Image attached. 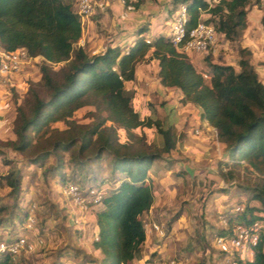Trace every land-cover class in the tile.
Listing matches in <instances>:
<instances>
[{
    "label": "trees",
    "instance_id": "1",
    "mask_svg": "<svg viewBox=\"0 0 264 264\" xmlns=\"http://www.w3.org/2000/svg\"><path fill=\"white\" fill-rule=\"evenodd\" d=\"M143 2L125 0L127 7L133 5L137 9ZM252 2L222 0L210 6L207 0H172L170 11L178 4H186L189 30L204 20L214 23L217 32L227 39L238 41L248 26ZM204 13L211 17L204 18ZM148 29L146 25L139 27L134 41L126 48L107 45L104 51L92 54L79 43L83 24L76 0H0V45L8 51L25 48L30 57H39L41 77L50 93L48 98H42L33 91L29 114L19 109L18 139L8 141L7 145L27 155L31 164L43 168L45 175L54 172L61 177L65 176L66 166L62 152L72 151L74 162L81 167L100 162L108 154L114 186L103 195V207L96 213L98 238L93 241L102 260L86 252L82 260L128 264L140 255L147 239L143 215L155 199L150 172L165 154L177 149L180 138L175 124L165 126L155 111L146 112L145 116L133 104V96L126 87L127 82L136 80L139 63L157 60L161 84L178 89L183 103H192L199 118L217 130V139L225 145L231 162L247 164L259 175V181L247 189L250 197L244 211L235 219L228 217V225L218 235L232 234L237 223L261 222L260 239L252 259L237 257L242 264H264V82L251 62L252 50L239 48L240 70L234 65L215 63L212 54H207L208 68L204 71L210 79H206L168 34H157L148 42ZM58 64L63 65L57 70ZM87 105L96 108L97 120L90 125L74 122L75 112ZM103 112L107 116H102ZM109 121L111 124L107 125ZM57 122H65L68 128L45 137ZM118 127L128 134L127 141L121 142ZM141 128L156 130L161 144H149L145 134L137 135L136 130ZM44 142L48 144L42 147ZM52 156L55 164L47 165ZM87 170L85 175L91 169ZM23 178L19 167H13L3 177L16 198L22 191ZM98 178L97 175L91 184L78 186L82 190L95 187L101 191ZM255 201L261 205L254 204ZM181 212L168 222L169 228L181 218ZM0 264L17 263L11 255L4 254Z\"/></svg>",
    "mask_w": 264,
    "mask_h": 264
},
{
    "label": "rangeland",
    "instance_id": "2",
    "mask_svg": "<svg viewBox=\"0 0 264 264\" xmlns=\"http://www.w3.org/2000/svg\"><path fill=\"white\" fill-rule=\"evenodd\" d=\"M99 1L96 0V3H102V7L97 4L96 11L92 16L100 18L108 14L109 23L112 20L113 5L111 4L113 2L120 1L127 7L124 0H109L110 5L108 2ZM146 1L144 0L143 3ZM169 1L172 5V0ZM256 1L253 0L250 6L247 18L248 26L238 41H231L224 35L217 34L216 52L212 54V61L234 65L237 70H240L239 48L248 47L253 53L250 58L251 62L264 82V1L260 0L258 4H254ZM180 6L178 4L169 13H165L162 17L158 15L160 17L155 18L160 20V24H163L164 21L170 20L171 16L178 13ZM135 9L137 8L134 7L128 11ZM203 17L211 16L209 13H204ZM149 24L150 22L140 23L133 33L137 34L139 27ZM98 26L100 28L102 25L99 23ZM105 27L106 25L100 29L106 31ZM150 34L149 28L145 35L150 37L148 36ZM40 65V59L32 61L22 72L13 76L8 83H4L0 78V240H9L20 234H26L29 239L38 241V247L34 252L24 253L17 257L15 260L17 264H95L88 258L82 260L83 253H88L87 249L81 248V251H76L68 241L69 233L73 238L76 236L74 227L65 225L70 215L67 205L74 207V222L76 224L79 222L76 216H83L81 212L94 211L96 214L103 206L101 204L93 208L89 207L88 210H82L72 202L71 196L68 194V187L69 184L82 183L81 186L86 182L91 184V180L98 175V180L102 182L100 186L103 195L109 194L114 183L111 177V159L108 154L100 162L87 163L86 167H81L80 164L74 162L72 151L62 152L66 166L63 170L65 176L61 177L54 172L45 175L43 168L31 164L27 155L14 151L7 145L8 141L14 142L18 139L16 127L19 122V109L21 108L29 114L34 100L33 91H36L42 98L49 97L50 93L41 77ZM62 65H56L55 69H60ZM138 68L140 79L135 83L126 84L129 93L133 96V104L140 110L139 107L143 101L144 107L147 108L146 112L150 114L155 111L165 126L174 123L180 136L177 149L170 154H165L163 159L157 161L152 168L157 174L167 172L165 170H173L171 173H167L168 175L164 174L165 179L160 183L166 192L163 197L166 199L168 197V201L161 213L165 219H160L161 222L158 224L163 226L167 235L170 231L168 221L179 211H182L179 233L184 235V243L188 244L190 256L186 261L187 264H220V261L216 262L211 259L210 262L205 255L218 254L215 239L218 232L224 230L223 220L228 217L235 219L240 215V213L234 212V208L239 204L246 207L250 197L247 189L255 185L260 177L252 168H247V164L237 165L231 162L226 148L217 143V134L214 128L201 123L197 108L192 104H184L178 91L164 88L158 78L157 62H150V64L141 62ZM204 70L206 69L201 71ZM140 96L142 98L144 96L145 99L141 100ZM97 113L94 106L87 105L77 110L72 120L81 125H90L97 120ZM143 114L145 115L144 112ZM102 116H107V114L103 112ZM110 124L109 121L107 125ZM67 128L68 125L65 122L54 123L45 137L50 136L51 133L56 134L57 130L62 131ZM118 133L121 142L128 140V134L122 128L118 127ZM136 134L141 136L145 134V140L149 144L157 146L161 144V136L154 129L141 128L136 130ZM208 134L215 141L213 148H203L199 144L203 140L201 136ZM134 143L139 145L136 140ZM47 144L48 142H44L42 147ZM186 145L188 146L185 147ZM195 148L199 149L196 151L199 153L197 158L195 157L196 166L201 167L197 168L200 172L195 169L194 173H190L192 169H189L190 172L187 169V167L190 168V165H185L178 160L186 156L183 151H192ZM55 162L56 160L52 156L47 165L55 164ZM13 167L21 168L24 174L22 191L18 198L3 179L4 175ZM85 169H91L87 175L84 174ZM157 188H160L159 185L156 186ZM93 189L96 188L93 187ZM253 203L261 205L259 201ZM32 206H34L33 214L36 218L34 233L24 230V225L27 222L24 219L31 213ZM152 224H146L145 227L149 229ZM172 239L177 247L164 242V247L169 246L153 261L154 264H169L171 260L176 261V264H181L183 253L180 239L178 235L172 236ZM94 240L96 237H86L85 246L92 250V253L89 254L101 262L102 254L93 253ZM77 241L75 245L79 246L80 241ZM65 244L66 246H64Z\"/></svg>",
    "mask_w": 264,
    "mask_h": 264
},
{
    "label": "crops",
    "instance_id": "3",
    "mask_svg": "<svg viewBox=\"0 0 264 264\" xmlns=\"http://www.w3.org/2000/svg\"><path fill=\"white\" fill-rule=\"evenodd\" d=\"M94 1L96 2V0H94ZM102 1L105 3L108 2L109 5L111 4L109 2V0H100L99 2H102ZM111 5H113L112 6L113 11H112V16H111L112 17L111 23H109V21H108V14H106L103 17L101 16L100 18L96 17L95 15L91 16L88 19H86V21L83 25V37L81 38L79 43L81 45H83L84 47H86L87 50H89L92 54L104 51L106 49L107 45H113V46L122 45L125 48L128 47L134 41V39L136 37V34L133 33V32H135L134 30H135L136 26L142 22H144V23L150 22V24L148 26L151 30V34L148 36H150V38H152V39L154 38L155 35L160 34V33H164L166 35L169 34L171 18H170V20H167L166 22L164 21L163 24H160V20L157 19L160 16L162 17L165 13L170 12L172 5H170L169 0H148L141 5V8L135 9L134 11H132V10L128 11L127 7H125V5L122 4L120 1H117L116 3L113 2ZM158 15H160V16H158ZM155 17H157V18H155ZM151 18H153V19H151ZM99 23L102 25V26H100V28H103V26L106 25V27H105L106 31H103V29L98 28ZM108 24H110L109 27H108ZM205 57H206L205 54H198V53H193L189 56L192 63H194V65L199 70L208 68L207 61H206ZM154 61L157 62V65H158L157 73H158L159 64H158L157 60H152L151 62H154ZM146 64H148V63H146ZM149 64H150V62H149ZM138 65H137V78L135 81H130L132 83H135L136 81H138L140 79ZM130 82H127L126 84H128ZM164 88L166 90H170V91H178L180 93V97H182V94L178 89H176L174 87H165V86H164ZM140 99L142 100L145 98H144V96H143V98L140 96ZM188 104H192V103H188ZM139 108L142 112L146 113L147 108L144 107L143 101H141V106ZM201 123L204 126H210L211 128H214L207 121L201 120ZM201 137L203 138V140L199 142L201 147H203V148L212 147L213 148V143H215V141H213V139L210 138L209 134L201 136ZM217 143L225 148V145L223 143H221L219 140L217 141ZM187 146L188 145H186L185 147H187ZM197 150H199V149L195 148L192 151H190V150L183 151V153H185L186 156H183L182 159L178 160V161H181V163H183L185 165L186 164L190 165V168L187 167L188 171H189V169H192V172L189 171L190 173H194L195 169H196V171L200 172L199 170H197V168H199L201 166H199V167L196 166L197 165L196 158L199 154V153H196ZM165 171H167V172H160V174L155 173V171H153V170H151V172H150L151 183H152V185H154L153 191L155 194V199H154V203H153L152 207L150 208V210L145 212L143 215L145 225L146 224L151 225L152 223L158 224L159 222H161L160 219H165V217L161 216V213L167 204L168 197L166 196L167 199L165 197H163L164 193H166V192H164L165 188L160 183L162 181H164V179H165L163 175L164 174L168 175L167 173H171L173 170H165ZM158 185L160 188L156 189V186H158ZM67 206L69 208L70 215L67 218L65 225L68 227H74V229H75L74 233H75L76 238L80 237L78 239L73 238L69 233L68 234L69 235L68 241L71 242V246L79 247V248H85V249H87V252L91 254L92 250L88 246H85V243L87 242L86 237L92 238V237H96V235H98V226L96 223V214L94 211H90L87 213L81 212V214H83V216H81V217L76 216V218L79 220V222L76 224L74 222V207L71 205L70 206L67 205ZM158 217H159V219H158ZM180 220H181V218L174 221L171 224L170 231L165 236H160L157 231H155V230L152 231V230H150V228L149 229L146 228L147 239H146L145 243L143 244L141 253L137 258L130 261L129 264H154L153 261L157 257H159L161 253H164L169 245H171L173 247H177L176 243H174L173 239H172V236H175V235L176 236L178 235V238L180 239L179 241L181 243V249H182V253H183V255L181 257L183 260L182 261L180 260L181 264H187L186 261L189 260L190 254H189L188 244L186 245L184 243V240H183L184 235L179 233V230H181ZM88 222H90V223H88ZM82 236L85 238L82 239L81 238ZM77 240L80 241L78 243L79 246L75 245V242H78ZM164 242L169 243V245H166V247H164L165 246ZM66 244H68V243H66ZM66 244L64 246H66ZM93 248H94V252H93L94 254H97V255L101 254V251L99 249H96L94 246H93ZM217 252H218V254L213 253V255H211V256L205 255V257L208 259H211L213 261H216V262L220 261L219 262L220 264H224L222 254L218 251V249H217ZM243 256L247 259H252V257H253L247 251L243 253ZM172 261H174V260H171V262L169 264H172ZM174 264H176V263H174Z\"/></svg>",
    "mask_w": 264,
    "mask_h": 264
},
{
    "label": "built area",
    "instance_id": "4",
    "mask_svg": "<svg viewBox=\"0 0 264 264\" xmlns=\"http://www.w3.org/2000/svg\"><path fill=\"white\" fill-rule=\"evenodd\" d=\"M125 1V0H124ZM210 6L218 5L222 0H207ZM264 1V0H263ZM101 3H96L94 0H76L77 12L81 17L84 25L86 19L91 17L95 11L96 6ZM133 5H129L128 9H133ZM169 37L173 44L183 53L190 56L193 53L198 54H213L216 52L217 30L214 23H207L202 20L195 28L189 30L188 24V9L186 4H181L177 14L171 16ZM147 41L151 42L152 38L147 37ZM95 54V53H94ZM39 59V57H30L25 48H19L14 51H8L0 45V78L4 83H8L13 76L22 72V70L32 61ZM206 79H210V75L206 71H202ZM216 134L217 130L214 128ZM197 132H199L197 130ZM68 194L71 196L72 202L78 205L82 210H88L89 207H96L101 205L103 193L93 188H86L82 190L76 184H69ZM31 213L27 216V222L24 225V230L35 232L36 218ZM245 206L242 204L234 208L235 213H242ZM224 226L228 225V219L223 220ZM150 230H155L160 236H165V229L163 226L153 223ZM262 223L259 221L251 225L237 223L230 235H217L215 239V246L223 256L224 264H242L237 255H243L244 252H249L254 256V248L260 239ZM98 235L96 236V239ZM38 247L36 239H29L26 234H20L12 237L9 240H0V256L9 254L13 260L22 254L32 253ZM175 261H172L174 264Z\"/></svg>",
    "mask_w": 264,
    "mask_h": 264
}]
</instances>
